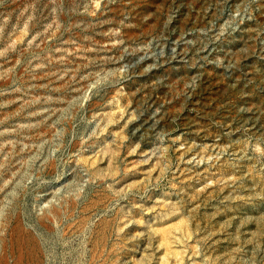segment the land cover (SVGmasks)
Returning <instances> with one entry per match:
<instances>
[{
  "label": "rangeland",
  "instance_id": "obj_1",
  "mask_svg": "<svg viewBox=\"0 0 264 264\" xmlns=\"http://www.w3.org/2000/svg\"><path fill=\"white\" fill-rule=\"evenodd\" d=\"M0 264H264V0H0Z\"/></svg>",
  "mask_w": 264,
  "mask_h": 264
}]
</instances>
